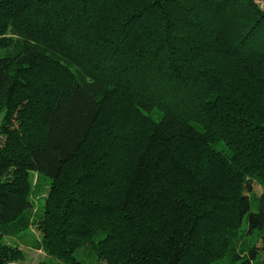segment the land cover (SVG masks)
Returning a JSON list of instances; mask_svg holds the SVG:
<instances>
[{
    "label": "trees",
    "instance_id": "16d2710c",
    "mask_svg": "<svg viewBox=\"0 0 264 264\" xmlns=\"http://www.w3.org/2000/svg\"><path fill=\"white\" fill-rule=\"evenodd\" d=\"M0 113V264H264V0H0Z\"/></svg>",
    "mask_w": 264,
    "mask_h": 264
},
{
    "label": "rangeland",
    "instance_id": "374dc122",
    "mask_svg": "<svg viewBox=\"0 0 264 264\" xmlns=\"http://www.w3.org/2000/svg\"><path fill=\"white\" fill-rule=\"evenodd\" d=\"M1 120H2V114L0 113V124H1ZM255 190L257 193H259V188L256 187ZM31 234L35 236V233L33 231L31 232ZM7 242L11 244L13 240L8 239ZM20 249L23 253V259L13 264H36L40 261L45 260L44 255L39 251H34L24 246H20Z\"/></svg>",
    "mask_w": 264,
    "mask_h": 264
},
{
    "label": "crops",
    "instance_id": "0c3cea01",
    "mask_svg": "<svg viewBox=\"0 0 264 264\" xmlns=\"http://www.w3.org/2000/svg\"><path fill=\"white\" fill-rule=\"evenodd\" d=\"M41 253V252H40Z\"/></svg>",
    "mask_w": 264,
    "mask_h": 264
}]
</instances>
